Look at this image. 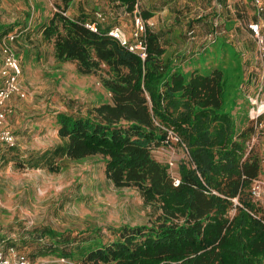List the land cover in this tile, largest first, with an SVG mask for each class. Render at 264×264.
<instances>
[{"label": "trees", "instance_id": "1", "mask_svg": "<svg viewBox=\"0 0 264 264\" xmlns=\"http://www.w3.org/2000/svg\"><path fill=\"white\" fill-rule=\"evenodd\" d=\"M58 1L42 29L44 40L52 43L56 62L75 63L79 74L103 70L110 102L57 113L61 145L39 158L99 156L114 188L137 190L159 214L145 225L108 228L109 238L99 228L77 241L48 228L32 230L40 250L82 264H264V213L251 195L261 162L247 150L252 129L236 127V95L227 93L224 69L184 73L164 59L160 36L148 26L141 59L108 35L110 27L96 25L92 32L82 16H66L72 0ZM119 2L132 13L136 0ZM141 15L145 21L151 16ZM169 130L194 165L180 164L177 187L168 166L152 156Z\"/></svg>", "mask_w": 264, "mask_h": 264}, {"label": "rangeland", "instance_id": "2", "mask_svg": "<svg viewBox=\"0 0 264 264\" xmlns=\"http://www.w3.org/2000/svg\"><path fill=\"white\" fill-rule=\"evenodd\" d=\"M103 1L99 0L97 7H70L67 15L74 18L93 14L96 20L94 16L101 14L109 21L111 10L118 7H100ZM238 1L197 0L189 7H166L167 11L158 20L160 25L148 27L159 34L165 48L164 59L183 63L182 67L187 68L198 60L196 54L207 51L204 39L211 32L210 24L216 20L217 28L220 27V33L222 31V55L218 46L213 51L212 62L204 65L208 60H200L199 70L207 74L223 68L228 79L227 93L230 96L235 91L232 114L236 127L238 130L252 129L247 150L257 154L261 162V173L256 180L261 185V193L260 197H252V201L264 213V46L258 45L252 37L236 39L240 27L247 31L246 23L239 25L237 22L243 17L235 8ZM139 2L142 13L164 8L157 7V2H150L145 10L141 0ZM57 5L58 0H0V37L16 34L12 48L20 66L19 90L23 94V98L12 96L15 102L12 106L7 104L12 114L2 125L14 135L15 146L0 145V249L13 247L40 264H82L76 259L44 254L38 237L30 231L48 228L66 240L77 241L91 236L94 229L99 228L101 235L109 238L108 228L145 225L159 212L155 205L145 203L137 190L114 188L105 178L104 162L99 156L80 161L56 157L46 162L39 158L61 145L57 136V113H84L91 106L110 102V94L101 83L106 77L103 70L81 75L75 63L55 61L52 43L44 40L42 29L57 11ZM185 12L193 15V21L181 24L178 17H183ZM131 14L124 18L115 16L113 21L115 26H122L133 44V11ZM246 16L244 22L250 17ZM208 20L211 23H207ZM198 23H207L205 32L197 33ZM191 30L193 35H189ZM197 36L199 45L195 47L192 43L197 41ZM157 150L158 154L152 153L153 158L166 165L172 161V174L179 176L180 164L187 163L182 147L168 140ZM48 162L56 170H49Z\"/></svg>", "mask_w": 264, "mask_h": 264}, {"label": "built area", "instance_id": "3", "mask_svg": "<svg viewBox=\"0 0 264 264\" xmlns=\"http://www.w3.org/2000/svg\"><path fill=\"white\" fill-rule=\"evenodd\" d=\"M252 5L255 9L256 21L249 22L246 27L250 32L252 38L256 41L258 45L261 47L264 46V36L262 34V27L264 26V6L262 4V0H252ZM140 2L136 0L133 9V21H134V30L132 33V39L134 43L132 44L127 40L122 31L118 28H114L108 32V35L114 39H116L122 46L128 48L131 52H136L141 59L145 57V45H144V35L146 31V26H148V22L144 21L140 10ZM97 20H103L101 14H96ZM86 28H88L92 32H96V24H86ZM151 26V24H150ZM192 33L190 32L189 35ZM217 32V24L213 23V30L208 34L207 40L209 43L215 41ZM16 39V34L7 33L0 37V55L2 59V68L0 70V145H4L7 148H13L15 146L14 143V135L2 128V125L5 123L6 117L12 114L11 109L8 107L7 103L12 98L13 95H16L19 98H23V94L19 90V79H20V66L18 59L16 58L13 51V43ZM263 49V48H262ZM170 140L172 143L176 145L180 143L178 137L172 132L168 131L167 136L165 138L164 143ZM182 150L186 154L187 163L194 168V165L190 161V157L187 153L186 148L182 145ZM168 172L172 181V185L177 187L180 184V178L174 176L172 174L171 169L173 168L172 161L167 163ZM264 186V184H262ZM261 185L257 181H254L251 189V195L253 198L260 197L261 193ZM213 194L215 192L212 191ZM233 202L236 204V200ZM0 264H40L36 260H30L26 258L24 255L15 251L13 247H8L5 250L0 249Z\"/></svg>", "mask_w": 264, "mask_h": 264}, {"label": "crops", "instance_id": "4", "mask_svg": "<svg viewBox=\"0 0 264 264\" xmlns=\"http://www.w3.org/2000/svg\"><path fill=\"white\" fill-rule=\"evenodd\" d=\"M195 1H197V0H169V2H165L164 0H141V3H142V7H146L145 10H148V7H149V5L151 3H156V2L158 3L157 4L158 5L157 7H164L163 8V11H160L159 10V11H152L151 13L148 12L149 15H151L150 18L147 20L148 24L149 25L151 24V26H153V24H156L158 26V25H160V23L158 24V20L160 21L161 18H162V14H164V12L167 11V8L166 7H181V8L189 7L192 4H195ZM98 2H99V0H72V2L68 6L69 8H68V10L66 12V16H69L67 14L69 13L70 7H97L98 6ZM262 4L264 6V0H262ZM103 6H105V7H115V8L118 7V9L111 10V13L109 15L110 16L109 21L108 20L105 21L104 18H103V20H97L96 16H94V18L96 20H93V14H89L88 16H84V14H81V15L75 16L74 18H77V17L82 16L84 18V20H86L87 23L93 22V23H95L96 25H98L99 27H101L103 29H105L107 27H110L111 28L110 30H112L114 28H118V29H120L122 31V33L124 34V36L130 42V39L128 37V34H126V32L122 29V26H115L114 25L115 22L113 21V19H114L115 16H119L120 18H124L126 16H131L132 14L126 12L124 8H121V7H123V5L119 2V0H104L103 2L100 3V7H103ZM205 6H206V4H205ZM216 7H220V5H216ZM235 8L237 9V11H238L239 14L240 13L243 14V17H241V20H238L237 21L239 25L241 24V22H243L242 24L246 23L245 25H247L249 22L256 21L255 9H254V7L252 5V0H239L238 3L235 4ZM179 10L180 9L177 8V12ZM247 14L250 17L249 18H246L247 20L244 22V19H245V17H247L246 16ZM94 15H95V13H94ZM178 18H180L181 24H184L185 22L188 23L189 20L193 21V15L190 12L189 13L185 12L183 17H178ZM171 20H169V24H172V21ZM102 22H104L105 24L104 23H103L104 25L99 24V23H102ZM207 23H211V22L208 20ZM207 23H205V24L204 23H201V24L198 23V24H196L195 29L197 30V33L200 34V33L205 32V28H206L205 25ZM213 23H216V20L215 19L210 24V26H211V29H210L211 32H212V29H213ZM246 29H247V27H246ZM239 30L240 31L238 32V37H236V39L239 38V36L241 38L242 37H252L251 34H250V32L248 30L247 31L246 30H243L242 27H240ZM190 32L192 33V35L194 34V31L193 30H191ZM217 32H218V34L216 35L215 41L212 42V43H209V41L207 40V36L208 35L205 36V39H204L205 40V44L208 47L209 46L210 47L208 48L207 46H205L204 49L207 48V51L205 53H203V50H202V53L200 52V53L196 54V55L199 56L198 60H196L197 62L196 61L192 62V64L189 65L187 68L182 67V64L183 63H180V62H177V61L173 62L172 65L175 66V67H177V68H182L184 73H191L192 71H195V70L200 73L199 67L202 66L201 64H199L200 63V60H205V59L208 60V61H205L204 62V65L207 64V63L212 62V60L215 58V56H214L215 53H213V51L216 50L218 48V46H219V49H221V47H220V34L222 35V31L220 33V27H219V29L217 28ZM208 34H210V33L208 32ZM262 34L264 36V26L262 27ZM196 38H197V41L195 40L192 43V45H194L195 47L199 45L198 44L199 43V37L197 36ZM190 39L193 40L194 38H190ZM191 51H193V50H191ZM187 53H188V51H187ZM220 54L222 55V52ZM187 59H189V58H187ZM263 75H264V72H263ZM14 102H15V98L12 97L7 104L9 106H12V104ZM158 152H159V150H157V152L154 150L152 153L158 154ZM171 171H172V169H171ZM174 174L175 173H173V175ZM178 178H180V176H178Z\"/></svg>", "mask_w": 264, "mask_h": 264}]
</instances>
